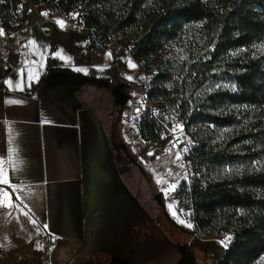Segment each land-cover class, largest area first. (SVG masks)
Listing matches in <instances>:
<instances>
[{"label": "trees", "instance_id": "obj_1", "mask_svg": "<svg viewBox=\"0 0 264 264\" xmlns=\"http://www.w3.org/2000/svg\"><path fill=\"white\" fill-rule=\"evenodd\" d=\"M21 4H0V28L18 27ZM32 9L79 13L92 50L103 53L115 43L154 74L150 102L179 117L191 141L195 175L175 198L180 213L183 206L192 211L196 248L211 264L258 262L264 256V0H32ZM175 46L186 59L156 67L154 58ZM223 82L227 88L215 87ZM161 130L147 119L138 133L150 143ZM225 131L230 135L217 141ZM227 235L225 248L216 240ZM42 243L41 264H52L50 235Z\"/></svg>", "mask_w": 264, "mask_h": 264}, {"label": "rangeland", "instance_id": "obj_2", "mask_svg": "<svg viewBox=\"0 0 264 264\" xmlns=\"http://www.w3.org/2000/svg\"><path fill=\"white\" fill-rule=\"evenodd\" d=\"M21 11L18 27L3 29L7 35L0 36V67L12 69L6 81L9 88L25 90L36 82L46 99L71 109L77 105L66 100V89L72 93L83 87L90 101L96 86H100L97 90L105 88L102 105L106 110L112 98L118 101L119 142H124L133 166L124 159L116 163V154L107 146L111 134L96 131L92 138L98 146L97 162L88 156V171L82 177L52 169L33 206L25 207L28 215L24 212L21 222L17 223V211L0 195V264H41L45 235L55 244L52 264H211L196 248L194 227H187L190 219L179 212L175 190L169 188L172 179L167 173H174L176 152L162 157L159 146L152 149L145 143L129 118V107L143 98L147 82V74L130 50L111 43L107 51L95 52L90 48L89 30L79 17L51 15L46 19L33 11L32 0H22ZM60 20L63 27L57 23ZM33 39L35 44L22 47ZM182 58L186 59L183 50L175 46L156 56L154 63L162 67ZM129 62L137 67H130ZM220 85L228 87L226 82ZM25 93L31 96L30 90ZM85 114L97 124L96 130L101 123L94 121L96 116H90L89 109ZM229 135L222 132L217 141ZM29 216L37 221L35 225L29 223ZM255 264H264V256Z\"/></svg>", "mask_w": 264, "mask_h": 264}, {"label": "crops", "instance_id": "obj_3", "mask_svg": "<svg viewBox=\"0 0 264 264\" xmlns=\"http://www.w3.org/2000/svg\"><path fill=\"white\" fill-rule=\"evenodd\" d=\"M11 73L12 69L0 67V195L17 211V223L21 222L24 212L28 213L25 207L33 206L39 188L46 185L52 169L70 170L79 177L83 173L86 175L85 160L88 156L95 158L98 153L96 140L92 138L96 131L103 136L111 134L107 146L116 154V163L124 159L129 167L133 166L125 153L124 142H121L122 145L119 142L120 133L115 119L120 108L118 101L114 102L112 98L106 110L102 105L105 88L97 90L100 86H96L90 101L88 96H84L83 87H77L72 93L69 88L66 89L63 92L66 100L77 105L73 110L58 100L46 99L41 88L37 89L36 82L25 90L21 87L12 90L6 83ZM29 90L31 96L25 93ZM111 96L114 97V94ZM13 100L20 103H9ZM88 109L92 114L90 116H96L94 121L101 123L96 130L97 124L85 114ZM91 129H94L93 133ZM96 162L95 158L92 163Z\"/></svg>", "mask_w": 264, "mask_h": 264}, {"label": "built area", "instance_id": "obj_4", "mask_svg": "<svg viewBox=\"0 0 264 264\" xmlns=\"http://www.w3.org/2000/svg\"><path fill=\"white\" fill-rule=\"evenodd\" d=\"M46 19H51L52 16L48 14L45 16ZM154 74H147V82L145 85V92L144 96L141 99H138L134 101L130 107H129V118L133 122V124L136 126L137 131L138 128L141 127L147 119L154 120L158 122V124L161 126L162 130L159 136V140L155 142H150L147 143L152 149L155 148L156 146H159V153L162 157L168 156L169 155V149L172 148V153H175L179 151L180 149L184 148L185 145L188 144V141H190L188 135L186 134L185 127L183 121L179 117H170L161 107L158 105L151 103L149 100V91H150V86L148 83L150 82V79L152 78ZM137 109H139V113L137 112ZM139 117L138 119H133L134 117ZM173 124L176 125V128L174 131H170L173 128ZM180 125H183V128L180 127ZM213 128V126H210ZM176 137V146L173 147L169 142L173 140V138ZM189 146V152L187 154L181 153V159L176 160L173 163L174 165V173H181L186 170L189 174V178L192 181V177L194 174V168L192 165V162L189 159V154H190V148L191 144ZM179 163H184L185 164V169H181L178 167ZM172 165V166H173ZM184 182H181L177 188L174 191V201L176 207H178L179 200L175 198V194L177 191L180 190L181 186L183 185ZM191 185V183H190ZM188 204V203H187ZM181 213H183L184 216L187 218H191L192 216V211L188 210L186 206H183L181 208ZM190 222L192 223L191 219Z\"/></svg>", "mask_w": 264, "mask_h": 264}, {"label": "snow or ice", "instance_id": "obj_5", "mask_svg": "<svg viewBox=\"0 0 264 264\" xmlns=\"http://www.w3.org/2000/svg\"><path fill=\"white\" fill-rule=\"evenodd\" d=\"M3 3H5V0H0V4H3ZM19 7H21V6H18V10H19ZM30 11H31V9H29V12H30ZM41 15H42V16H47L48 13H47V12H42ZM70 15H72L73 18H77V17H79L80 14H79V13H70ZM57 23H58L61 27L64 26V21H62V20L57 21ZM5 35H7V34L4 33V31H3L2 28H0V36H5ZM35 43H36V41L33 39V40L28 41V42H27L25 45H23L22 47H26L27 44H35ZM106 55H108V56L110 57V56H111V53H107ZM182 59H184V58H182ZM35 62H36V61H33V63H35ZM129 66L132 67V68L137 67V65H135V64H133V63H131V62H129ZM77 70H79V69H77ZM127 78H128L129 80H132V79H133V77H131V76H129V77H127ZM8 83L11 84L12 82H11V81H8ZM28 86H29V87L31 86L30 78H29V84H28ZM215 87H216V88H219V87H221V85H216ZM232 89L235 91V90H236V86H235V85H232ZM197 95L199 96L200 93H197ZM9 103H20V101H15V100H13V101H9ZM137 112L139 113V109H137ZM138 118H139V117L137 116V117H134L133 119H138ZM180 127L183 128V125H180ZM175 128H176V125L173 124V128H172L170 131H174ZM221 138H222V137H221ZM176 140H177V138L174 137L173 140L170 141L169 143H170L173 147H175V146H176ZM190 144H191V141H188V144L185 145L184 148L180 149L179 151H177V152L175 153V159H176V160H180V159H181V153H185V154H187V153L189 152V146H188V145H190ZM168 151H169V154H171V152H172V148H170ZM148 154H149V155H153V153H151V152L148 153ZM174 162H175V161H174ZM178 167L181 168V169H185V164H184V163H179V164H178ZM225 171H226V172H231L232 169H225ZM236 171L239 172V169H237ZM167 175L172 179V183L169 185V188H170L171 190H175V189L177 188V186H178L181 182H184V183L187 184V185H190V183H191V180H190V178H189V174H188V172H187L186 170L183 172V174H181V173H179V172H177V173H172V171L169 170L168 173H167ZM193 175H195V174H193ZM163 190H164L165 192H167L169 189L166 188V189H163ZM19 199H20V197L17 196V200H19ZM16 207L19 208L20 206H19V205H16ZM170 207H171V205H170ZM21 211H23V209H21ZM11 214H12L11 212L8 213V215H11ZM24 215H28V213H24ZM29 223H32L33 225H35V224L37 223V221L34 220L31 216H29ZM180 223H185V221H184V220H181ZM42 227H43V229H45V230L48 228L47 224H44ZM187 227L191 228V227H193V225H192L191 223H188V224H187ZM39 233H40V229L37 228V234H39ZM49 234H51V233H49ZM231 240H232V237H231V236H227L224 240L219 241V243H220L223 247L227 248V247H228V243H229ZM41 247H42V246H41Z\"/></svg>", "mask_w": 264, "mask_h": 264}]
</instances>
